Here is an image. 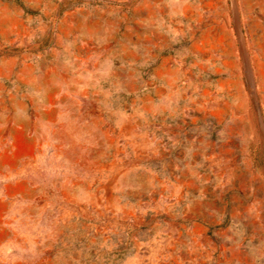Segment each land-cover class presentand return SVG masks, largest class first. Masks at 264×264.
Returning a JSON list of instances; mask_svg holds the SVG:
<instances>
[{
    "label": "rangeland",
    "instance_id": "rangeland-1",
    "mask_svg": "<svg viewBox=\"0 0 264 264\" xmlns=\"http://www.w3.org/2000/svg\"><path fill=\"white\" fill-rule=\"evenodd\" d=\"M0 264H264V0H0Z\"/></svg>",
    "mask_w": 264,
    "mask_h": 264
}]
</instances>
